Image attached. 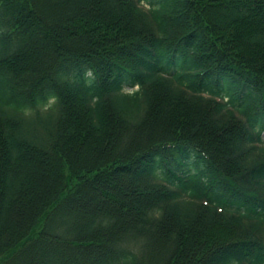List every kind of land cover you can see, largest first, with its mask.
<instances>
[{"label":"trees","instance_id":"1","mask_svg":"<svg viewBox=\"0 0 264 264\" xmlns=\"http://www.w3.org/2000/svg\"><path fill=\"white\" fill-rule=\"evenodd\" d=\"M0 264H264V0H0Z\"/></svg>","mask_w":264,"mask_h":264}]
</instances>
